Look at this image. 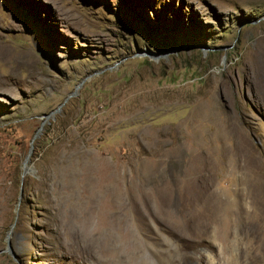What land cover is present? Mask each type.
Wrapping results in <instances>:
<instances>
[{"label":"rangeland","instance_id":"rangeland-1","mask_svg":"<svg viewBox=\"0 0 264 264\" xmlns=\"http://www.w3.org/2000/svg\"><path fill=\"white\" fill-rule=\"evenodd\" d=\"M10 232L0 264H264V0H0Z\"/></svg>","mask_w":264,"mask_h":264},{"label":"water","instance_id":"water-1","mask_svg":"<svg viewBox=\"0 0 264 264\" xmlns=\"http://www.w3.org/2000/svg\"><path fill=\"white\" fill-rule=\"evenodd\" d=\"M31 151L29 152L25 162H24V167H23V176L26 175V173L30 170L29 168H27L26 164L28 162V159H29V155H30ZM23 195V183L21 184V188H20V198L22 197ZM14 227V225L11 226V229ZM10 234L11 232L7 235V238H6V241H7V247L4 251H1L0 253H3V252H9V238H10Z\"/></svg>","mask_w":264,"mask_h":264},{"label":"bare ground","instance_id":"bare-ground-1","mask_svg":"<svg viewBox=\"0 0 264 264\" xmlns=\"http://www.w3.org/2000/svg\"><path fill=\"white\" fill-rule=\"evenodd\" d=\"M211 264H220V263H215V261H211ZM221 264H225V263H222ZM228 264H240L238 261L236 262H231V263H228Z\"/></svg>","mask_w":264,"mask_h":264}]
</instances>
